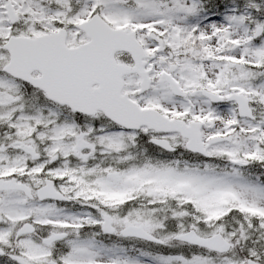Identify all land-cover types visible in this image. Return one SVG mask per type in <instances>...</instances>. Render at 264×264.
Segmentation results:
<instances>
[{"label": "rangeland", "instance_id": "374dc122", "mask_svg": "<svg viewBox=\"0 0 264 264\" xmlns=\"http://www.w3.org/2000/svg\"><path fill=\"white\" fill-rule=\"evenodd\" d=\"M8 1L20 18L11 25L5 15L6 0H0V68L8 62L2 46L10 35H40L65 27L68 30V42L71 45L79 44L86 39L76 24L93 12L100 13L114 27L134 28L138 39L152 53L157 47L149 33L155 31L164 35V47L174 56L172 62L178 65L175 77L183 87L196 86L204 81L211 90L226 88L218 92H242L261 112L257 121L237 120L235 123L241 131L237 133L236 139L232 143L213 146L212 153H226L224 155H229L231 159H238L239 154L238 161L241 163L246 157L262 156L258 139L264 137V36L259 39L252 36L259 25L264 26V4L259 0L246 2L247 6L257 9L258 20L256 16L245 12L239 16L233 15V18L231 14L216 18L232 19L228 22L213 20L196 24L197 34L203 39L202 44L196 50H186L182 58L177 50L179 37L176 33L179 28H186L184 13L191 10V0H174L181 13H172L168 9L169 4L159 0ZM234 18L240 25L234 22ZM232 24L234 27L228 30ZM245 62L252 66L248 67ZM149 67L154 72L151 89L138 94L139 80L133 75L125 79L124 92L142 107H155L166 115L180 116L183 102L175 101L158 78L159 71L164 67L155 61L149 63ZM33 96L39 100L35 93ZM30 101L34 100H25L19 85L0 69V171L14 170L18 175L23 171L34 185H38L44 175L51 176L58 188L71 198L91 200L93 210H98L104 202L103 209L111 213L104 210L101 213H106L114 225L120 228L126 225L142 226L166 242L169 249L177 248V245L170 243L172 236L188 225L194 229L196 227L202 235L222 231L235 243V251L224 256H193L185 253L183 257L175 253L156 255L150 257L151 261H146L128 258L122 252L111 251L113 248L107 250L108 253L103 252L92 244L89 236L79 234L76 230V235H69L63 242L70 249L65 257L68 264H246L242 255L264 260L256 250L261 246L257 238L264 235L262 188L242 182L235 172L230 179H225L198 174L189 169L155 167L153 163L150 166L129 167L123 152L127 148L126 139L130 138L128 142L134 139L133 133L115 130L106 123L102 127L92 125L91 120L94 118L85 122L83 130L62 112L43 103L34 105ZM222 121L217 120L219 128L222 127ZM146 132L141 129L140 137L145 136ZM164 138L170 139L174 147L182 145L176 135ZM107 161L129 168L125 172L121 169L107 171L106 167L101 166ZM90 184L97 187L96 194L85 192ZM232 196H236L245 207L255 209L254 219L249 215L246 217L247 230H227L217 221L228 209ZM23 201L17 192H10L3 200L0 206V218L3 220L0 224V243L11 246L16 226L26 219L27 210L34 214L37 221L49 225L48 231L41 230L44 235L57 225L79 227L83 222L88 225L93 223L85 211L69 216L58 209L38 204H30L25 208L21 204ZM176 211L181 212L175 216L173 213ZM172 223L176 226L167 228ZM163 224L166 225L161 226ZM252 224L255 227L251 228ZM16 248L30 262L40 255L42 258L39 256L37 263L56 264L47 257V247L33 239H21L16 243Z\"/></svg>", "mask_w": 264, "mask_h": 264}, {"label": "water", "instance_id": "95a60500", "mask_svg": "<svg viewBox=\"0 0 264 264\" xmlns=\"http://www.w3.org/2000/svg\"><path fill=\"white\" fill-rule=\"evenodd\" d=\"M92 24L103 25L96 18L85 24L91 43L77 50L64 48L62 34L11 43L8 70L27 77L32 69H38L42 77L36 83L47 90L50 98L87 112L103 108L113 119L130 127H150L155 118L164 122L159 116L138 111L120 96L121 77L129 69L113 63V52L121 46L119 32L109 31L105 25L103 30L95 31Z\"/></svg>", "mask_w": 264, "mask_h": 264}]
</instances>
